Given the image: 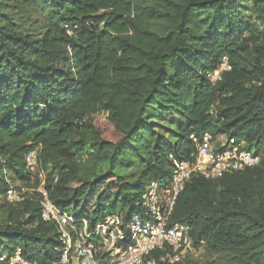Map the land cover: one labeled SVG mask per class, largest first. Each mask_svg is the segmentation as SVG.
<instances>
[{
    "label": "trees",
    "instance_id": "1",
    "mask_svg": "<svg viewBox=\"0 0 264 264\" xmlns=\"http://www.w3.org/2000/svg\"><path fill=\"white\" fill-rule=\"evenodd\" d=\"M223 57L229 69L213 80ZM205 131L259 163L192 175L170 221L187 223L203 253L259 264L264 0H0V247L49 261L57 234L39 216L38 187L77 219H128L148 182L170 178L168 155L193 159L190 135ZM9 183L34 191L10 203Z\"/></svg>",
    "mask_w": 264,
    "mask_h": 264
},
{
    "label": "built area",
    "instance_id": "2",
    "mask_svg": "<svg viewBox=\"0 0 264 264\" xmlns=\"http://www.w3.org/2000/svg\"><path fill=\"white\" fill-rule=\"evenodd\" d=\"M227 69V58L223 57L219 69L210 77L216 80L219 72ZM223 137L220 143L222 149L226 148L217 150L210 132L205 131L199 136L191 134L196 148L194 158L184 160L169 154L170 178L148 182L134 204L139 212L126 220L117 213H107L95 221L85 217L77 219L73 213L60 210L47 191L38 187L39 216L51 224L57 234L58 244L47 264H155L152 254L157 250L162 252L158 260L166 264L200 256L204 242L193 241L187 223L170 221L178 195L192 175L213 179L221 173L242 171L259 163V156L245 150L242 142ZM34 160L33 152L26 156L30 170L34 168ZM33 191L9 183L6 199L10 203H19L29 198ZM0 263L39 264L25 257L19 246L8 253L1 252Z\"/></svg>",
    "mask_w": 264,
    "mask_h": 264
},
{
    "label": "rangeland",
    "instance_id": "3",
    "mask_svg": "<svg viewBox=\"0 0 264 264\" xmlns=\"http://www.w3.org/2000/svg\"><path fill=\"white\" fill-rule=\"evenodd\" d=\"M167 116H162L159 120V122L156 121V124L157 125V129L158 130H163L165 133L167 131V129H172L173 125L170 124L168 122V119L166 118ZM224 135H217L215 136V140H213V146L216 147L217 150H223L226 148L223 147L222 149V146H221V143L220 141L224 139L223 137ZM39 178L40 179H43V174L41 173L39 175ZM13 247V243H8L6 244L5 246H2L0 247V253L3 252V253H7L11 248ZM191 258H188L182 262H179L177 264H229V261H227L226 258H224L223 256H212V255H209L207 253H202L200 256L198 257H192L190 256ZM259 264H264V257L263 259L261 260V262Z\"/></svg>",
    "mask_w": 264,
    "mask_h": 264
}]
</instances>
